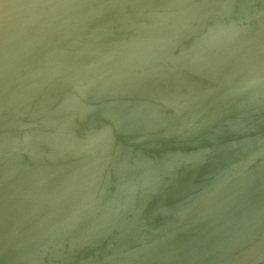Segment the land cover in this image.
Wrapping results in <instances>:
<instances>
[{
  "label": "water",
  "instance_id": "1",
  "mask_svg": "<svg viewBox=\"0 0 264 264\" xmlns=\"http://www.w3.org/2000/svg\"><path fill=\"white\" fill-rule=\"evenodd\" d=\"M0 264H264V0H0Z\"/></svg>",
  "mask_w": 264,
  "mask_h": 264
}]
</instances>
